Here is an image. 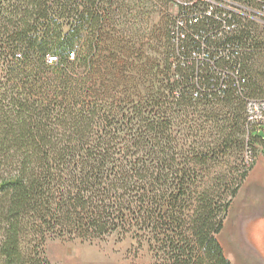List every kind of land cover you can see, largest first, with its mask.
Returning <instances> with one entry per match:
<instances>
[{
  "label": "trees",
  "instance_id": "1",
  "mask_svg": "<svg viewBox=\"0 0 264 264\" xmlns=\"http://www.w3.org/2000/svg\"><path fill=\"white\" fill-rule=\"evenodd\" d=\"M119 1L0 0V264L114 234L153 264H231L218 235L264 148L246 114L264 26L188 6L156 38L126 18L125 44L107 31Z\"/></svg>",
  "mask_w": 264,
  "mask_h": 264
},
{
  "label": "rangeland",
  "instance_id": "2",
  "mask_svg": "<svg viewBox=\"0 0 264 264\" xmlns=\"http://www.w3.org/2000/svg\"><path fill=\"white\" fill-rule=\"evenodd\" d=\"M112 15L116 24L108 27L107 31L124 35L126 44V18L132 21L130 26L133 25L134 30L144 26V32L156 38V35L163 34L167 16L175 15V4L173 0H121L113 6ZM116 37L118 36L114 37L115 40ZM107 49L111 54H118L122 59L120 63L125 67L112 80L126 83V54L120 53L121 49L118 51L111 43L107 44ZM110 61L115 63V59ZM259 135L264 139L263 130ZM262 147L263 145L257 147L258 155L262 153ZM258 155L243 186L233 199L224 227L218 235L231 264H264V184H258V180L255 182ZM238 164L241 165L242 161ZM44 250L52 264L154 263L147 244L139 248L133 237L121 239L115 234L94 241L51 236Z\"/></svg>",
  "mask_w": 264,
  "mask_h": 264
},
{
  "label": "built area",
  "instance_id": "3",
  "mask_svg": "<svg viewBox=\"0 0 264 264\" xmlns=\"http://www.w3.org/2000/svg\"><path fill=\"white\" fill-rule=\"evenodd\" d=\"M175 4V19L176 24L180 26H186L184 8L188 6L197 7L198 10L203 12L205 15H213L218 9L223 11L234 12L242 16L246 20H252L256 24L264 26V6H251L246 3L234 2L232 0H173ZM263 3L262 0H257ZM229 24L224 25V29L227 32L232 31ZM204 57V55H203ZM53 58V57H52ZM51 58V59H52ZM54 59V58H53ZM235 75V74H234ZM240 82V77H236ZM246 114L248 122L256 126L257 133L261 130L264 131V100L263 99H249L246 105Z\"/></svg>",
  "mask_w": 264,
  "mask_h": 264
},
{
  "label": "crops",
  "instance_id": "4",
  "mask_svg": "<svg viewBox=\"0 0 264 264\" xmlns=\"http://www.w3.org/2000/svg\"><path fill=\"white\" fill-rule=\"evenodd\" d=\"M262 153H259L258 158L256 159L255 167L258 168V172H256V180L258 184H264V148H262ZM255 179V178H254Z\"/></svg>",
  "mask_w": 264,
  "mask_h": 264
}]
</instances>
